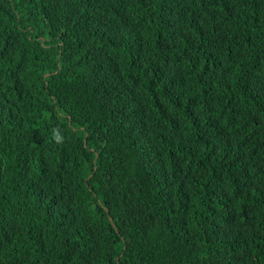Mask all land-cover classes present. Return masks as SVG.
Listing matches in <instances>:
<instances>
[{
	"label": "trees",
	"instance_id": "trees-1",
	"mask_svg": "<svg viewBox=\"0 0 264 264\" xmlns=\"http://www.w3.org/2000/svg\"><path fill=\"white\" fill-rule=\"evenodd\" d=\"M0 264H264V0H0Z\"/></svg>",
	"mask_w": 264,
	"mask_h": 264
}]
</instances>
